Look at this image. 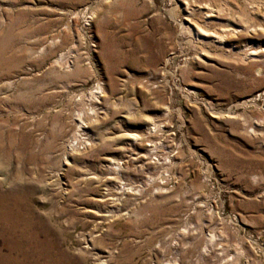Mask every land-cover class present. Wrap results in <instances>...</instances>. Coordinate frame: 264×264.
<instances>
[{
	"label": "rangeland",
	"instance_id": "1",
	"mask_svg": "<svg viewBox=\"0 0 264 264\" xmlns=\"http://www.w3.org/2000/svg\"><path fill=\"white\" fill-rule=\"evenodd\" d=\"M0 264H264V0H0Z\"/></svg>",
	"mask_w": 264,
	"mask_h": 264
},
{
	"label": "bare ground",
	"instance_id": "2",
	"mask_svg": "<svg viewBox=\"0 0 264 264\" xmlns=\"http://www.w3.org/2000/svg\"><path fill=\"white\" fill-rule=\"evenodd\" d=\"M222 42H223V41H222ZM100 90H101L100 87H97V88H96V94H98V93L100 92ZM170 262H172V261L169 260L168 263H170Z\"/></svg>",
	"mask_w": 264,
	"mask_h": 264
}]
</instances>
